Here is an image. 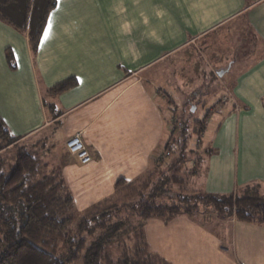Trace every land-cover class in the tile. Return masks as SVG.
Instances as JSON below:
<instances>
[{
    "label": "crops",
    "instance_id": "crops-1",
    "mask_svg": "<svg viewBox=\"0 0 264 264\" xmlns=\"http://www.w3.org/2000/svg\"><path fill=\"white\" fill-rule=\"evenodd\" d=\"M189 54L200 57V101L214 84L219 91L212 98L219 123L202 130L208 142L192 187L230 193L257 186L264 195V0H56L36 51L28 31L0 18V118L27 144L40 134L44 146L58 133L57 172L83 211L111 195L117 180L155 166L179 132L161 108L167 96L158 78L175 73L186 89L181 69ZM70 77L73 86L51 91ZM196 101L185 103L190 112ZM75 133L91 153L87 164L65 149ZM145 235L169 264H264V225L208 209L167 222L149 218Z\"/></svg>",
    "mask_w": 264,
    "mask_h": 264
},
{
    "label": "trees",
    "instance_id": "trees-1",
    "mask_svg": "<svg viewBox=\"0 0 264 264\" xmlns=\"http://www.w3.org/2000/svg\"><path fill=\"white\" fill-rule=\"evenodd\" d=\"M11 1L5 0L1 6ZM45 1L33 28L27 21L16 25L0 15L16 28L28 31L32 51H36L56 2ZM30 4L27 0V9ZM7 61L15 67L10 53ZM75 83L70 77L51 91H63ZM194 124L199 125L192 130L194 136L185 125L179 127L155 166L133 180H117L111 195L78 211L63 175L47 173L37 152L41 141L21 144L0 118V149L17 145L15 163L7 172L5 164L0 163V264H169L148 248L145 224L149 218L167 222L178 214L210 209L218 217L232 216L264 225V195L248 189L237 194L192 187L204 128L203 122ZM196 137L199 143H195Z\"/></svg>",
    "mask_w": 264,
    "mask_h": 264
},
{
    "label": "rangeland",
    "instance_id": "rangeland-1",
    "mask_svg": "<svg viewBox=\"0 0 264 264\" xmlns=\"http://www.w3.org/2000/svg\"><path fill=\"white\" fill-rule=\"evenodd\" d=\"M3 1L5 0H0V15L12 20L16 25H24V23H26L27 21L30 28H33V26H35L37 18L43 10L44 4L46 2L45 0H35V2L34 0H31L30 7L29 9H27V0H12L8 4H5V6H1ZM4 22L10 23L5 19ZM14 25L12 26L16 30H19L21 32L25 31L23 29L16 28ZM198 54L200 55V51L198 52ZM189 59L190 61L187 62L189 67L187 69H181L183 71L181 78L186 79L188 82V84L186 85V89H180L179 85L177 86V80H179L180 76L177 77L175 73H167L166 75L163 74L160 75V78H158V81L161 83L162 88L161 96H167L163 103V107L161 108L165 114H169V111L171 112V117L173 118V122L171 123L172 127L174 126L176 128H179L181 125H185L189 128V133L193 134L192 136H194L195 132H193L192 130H197L199 128V125H195L194 122L199 121L204 123L203 133L207 135L209 132H213L217 128L219 123V119L216 118V114L214 113V111H212V109L216 106H214V100H212V98L214 94L219 91L215 89L216 85L214 84V86H211L210 89L203 94V100L200 101V91L194 89L196 86H200V83L199 85H197L194 82L195 78L200 79V57L197 55L189 54ZM174 61L177 60L175 59ZM189 63L195 64V74H193V68ZM173 68L176 67L173 66ZM208 80L209 76H206V81ZM166 82H168L169 84H166ZM193 95L196 96L197 100L195 102L196 105L193 104L194 106H196V108L190 112L191 106H187L185 105V103L188 101V98H191V96ZM40 137V134L34 136V138L29 141L30 144H35L34 142L41 139ZM201 137L202 135L200 136V147L204 144H207L208 142V139H202ZM21 144L25 145L27 143L22 142ZM16 150L17 145H14L13 143L0 149V163L5 164L6 172L8 171L9 167L15 163ZM37 152L39 154V157L41 158L42 163L46 164L45 168L47 173H54L59 170V167L61 166V157L64 150L63 145L61 144V137L59 138L57 132L53 134L52 131V137L50 138V140H48L44 146L39 145L37 147ZM246 189L253 191V193L260 194L257 186L242 187L235 192L237 194H240L243 193V191H245ZM58 249L60 252L63 250L61 243L58 244ZM69 264L79 263L78 261H72Z\"/></svg>",
    "mask_w": 264,
    "mask_h": 264
},
{
    "label": "built area",
    "instance_id": "built-area-1",
    "mask_svg": "<svg viewBox=\"0 0 264 264\" xmlns=\"http://www.w3.org/2000/svg\"><path fill=\"white\" fill-rule=\"evenodd\" d=\"M199 140V137H196L195 143H199ZM65 149L67 153L72 155L80 164H87L92 160L91 153L84 144L80 133H75L66 139Z\"/></svg>",
    "mask_w": 264,
    "mask_h": 264
}]
</instances>
